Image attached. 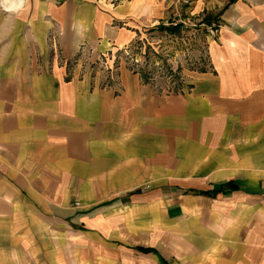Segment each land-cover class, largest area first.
I'll list each match as a JSON object with an SVG mask.
<instances>
[{
    "label": "crops",
    "instance_id": "1",
    "mask_svg": "<svg viewBox=\"0 0 264 264\" xmlns=\"http://www.w3.org/2000/svg\"><path fill=\"white\" fill-rule=\"evenodd\" d=\"M183 12L220 27L178 90L73 64ZM0 264H264V0L1 6Z\"/></svg>",
    "mask_w": 264,
    "mask_h": 264
},
{
    "label": "rangeland",
    "instance_id": "2",
    "mask_svg": "<svg viewBox=\"0 0 264 264\" xmlns=\"http://www.w3.org/2000/svg\"><path fill=\"white\" fill-rule=\"evenodd\" d=\"M104 1L114 5L124 0H102ZM190 17L184 12L182 17H175L182 20V24L179 23L182 25L180 31L160 28L161 24L167 28L174 27L170 24L173 18L161 21L155 27L144 30V38L138 39L133 45L101 52L103 60L97 59L98 55L92 56L91 51H85L74 57L73 64L79 66L80 76L88 73L100 80L118 73L121 66H127L145 82L161 90H178L184 83L186 70L204 69L208 64V24L212 21L208 22V18ZM73 67L70 64V69Z\"/></svg>",
    "mask_w": 264,
    "mask_h": 264
},
{
    "label": "built area",
    "instance_id": "3",
    "mask_svg": "<svg viewBox=\"0 0 264 264\" xmlns=\"http://www.w3.org/2000/svg\"><path fill=\"white\" fill-rule=\"evenodd\" d=\"M182 2H183L184 5L190 6V5L193 4L194 0H182ZM180 22H182V20L173 18L170 24L173 25V26H178L179 25L178 27L181 29L180 26H182V25H180V24H182V23H180ZM219 27H220V22L219 21H212L211 23L208 24V34L211 35V36H216L218 34V32H219ZM180 29H179V31H180ZM97 55L99 56V57L97 56V59L103 60L104 56L103 55L101 56V53L97 54ZM118 69H116V70H118ZM116 74H110L109 76L114 78V76Z\"/></svg>",
    "mask_w": 264,
    "mask_h": 264
},
{
    "label": "clouds",
    "instance_id": "4",
    "mask_svg": "<svg viewBox=\"0 0 264 264\" xmlns=\"http://www.w3.org/2000/svg\"><path fill=\"white\" fill-rule=\"evenodd\" d=\"M25 0H0V6H4L8 11H17L24 7Z\"/></svg>",
    "mask_w": 264,
    "mask_h": 264
},
{
    "label": "trees",
    "instance_id": "5",
    "mask_svg": "<svg viewBox=\"0 0 264 264\" xmlns=\"http://www.w3.org/2000/svg\"><path fill=\"white\" fill-rule=\"evenodd\" d=\"M234 1H236V0H230V3L231 2H234ZM160 27V26H159ZM160 28H162V29H164V28H166V29H170V30H172V31H177V30H179V27L178 26H174V27H170V28H167V27H165V26H163L162 24H161V27ZM146 81H147V79H146ZM226 186H229V187H231V188H236L237 186L235 185V184H233V183H231V182H229L228 184H226Z\"/></svg>",
    "mask_w": 264,
    "mask_h": 264
}]
</instances>
